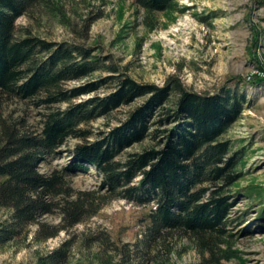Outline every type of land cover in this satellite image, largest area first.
<instances>
[{
	"label": "trees",
	"instance_id": "obj_1",
	"mask_svg": "<svg viewBox=\"0 0 264 264\" xmlns=\"http://www.w3.org/2000/svg\"><path fill=\"white\" fill-rule=\"evenodd\" d=\"M45 1L0 0V207L9 208L12 217L0 226V242L36 222L39 237L49 238L94 216L101 196L76 190L70 179L95 166L107 195L137 204L153 201L146 247L179 236L211 260L233 257L227 237L233 236L229 225L244 152L232 151L224 134L240 117L246 95L231 87L214 93L191 90L174 74L164 85L139 82L112 55L96 54L94 46L19 34L18 17ZM133 1L150 13L177 6V0ZM85 78L91 80L65 86ZM8 99H36L46 107L40 127L32 132L3 115ZM137 99L143 102L118 125L87 140L92 132L83 125ZM62 102L68 105L55 108ZM69 138L82 139L64 150L71 158L60 168L41 171L40 162L59 154ZM146 140L151 144L121 158ZM54 212L61 216L59 224L40 221ZM65 257L63 250L44 264H59ZM152 259L167 264L159 254Z\"/></svg>",
	"mask_w": 264,
	"mask_h": 264
},
{
	"label": "rangeland",
	"instance_id": "obj_2",
	"mask_svg": "<svg viewBox=\"0 0 264 264\" xmlns=\"http://www.w3.org/2000/svg\"><path fill=\"white\" fill-rule=\"evenodd\" d=\"M16 28L19 34L32 32L51 41L94 46L96 54L112 55L139 82L164 85L174 74L198 92L231 87L244 93L243 111L224 134L232 151L242 149L244 158L238 165L242 176L234 187L233 222L229 225L233 236L227 237L235 251L231 258L211 260L187 237L156 240L146 247L153 201L137 204L107 195L100 186L101 174L90 166L88 172L71 177V186L95 190L103 202L98 212L49 238L39 237L38 222L22 229L0 242V264L49 263L52 254L63 250L65 261L59 264H155L154 254L167 264H264V0H177L175 9L155 13L146 12L133 0H46L18 17ZM85 97L88 95L77 100ZM142 102L137 99L83 125L92 132L87 140L118 125L128 110ZM67 105L62 102L55 108ZM45 111L48 109L36 99H8L3 106V115L32 132L40 127ZM79 140L69 138L59 154L40 162V170L48 172L64 165L71 158L64 150ZM149 144L148 140L136 143L120 156L125 158ZM11 218V210L0 207V226ZM40 221L56 225L61 216L54 212ZM228 246L222 245L224 249Z\"/></svg>",
	"mask_w": 264,
	"mask_h": 264
}]
</instances>
